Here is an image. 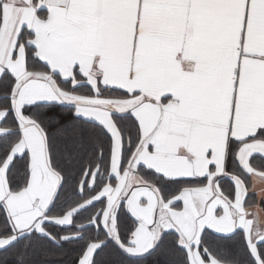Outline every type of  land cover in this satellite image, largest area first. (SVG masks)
Returning a JSON list of instances; mask_svg holds the SVG:
<instances>
[{"label": "snow or ice", "instance_id": "snow-or-ice-1", "mask_svg": "<svg viewBox=\"0 0 264 264\" xmlns=\"http://www.w3.org/2000/svg\"><path fill=\"white\" fill-rule=\"evenodd\" d=\"M257 182L264 0H0V264H264Z\"/></svg>", "mask_w": 264, "mask_h": 264}, {"label": "trees", "instance_id": "trees-1", "mask_svg": "<svg viewBox=\"0 0 264 264\" xmlns=\"http://www.w3.org/2000/svg\"><path fill=\"white\" fill-rule=\"evenodd\" d=\"M223 187L225 189H227L229 187V184L227 181H225L223 183ZM99 207H101V205H97V208L99 209ZM126 220V218H125ZM67 249H68V252H67V255L63 256L60 260V264H74V256H73V251H72V246L71 245H68L66 246Z\"/></svg>", "mask_w": 264, "mask_h": 264}, {"label": "crops", "instance_id": "crops-1", "mask_svg": "<svg viewBox=\"0 0 264 264\" xmlns=\"http://www.w3.org/2000/svg\"><path fill=\"white\" fill-rule=\"evenodd\" d=\"M255 191L260 193L262 196H264V184H261L259 182L256 183Z\"/></svg>", "mask_w": 264, "mask_h": 264}]
</instances>
